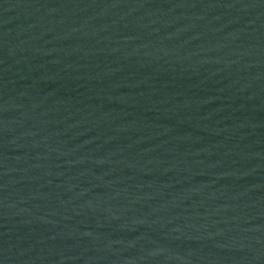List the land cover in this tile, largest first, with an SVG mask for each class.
Returning <instances> with one entry per match:
<instances>
[{"label":"water","instance_id":"95a60500","mask_svg":"<svg viewBox=\"0 0 264 264\" xmlns=\"http://www.w3.org/2000/svg\"><path fill=\"white\" fill-rule=\"evenodd\" d=\"M264 107V0H119Z\"/></svg>","mask_w":264,"mask_h":264}]
</instances>
